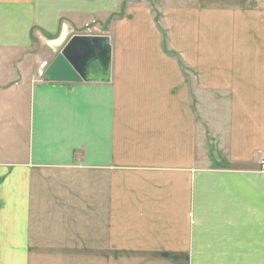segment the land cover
Listing matches in <instances>:
<instances>
[{"label":"crops","instance_id":"1","mask_svg":"<svg viewBox=\"0 0 264 264\" xmlns=\"http://www.w3.org/2000/svg\"><path fill=\"white\" fill-rule=\"evenodd\" d=\"M263 156L264 0H0V264H264Z\"/></svg>","mask_w":264,"mask_h":264},{"label":"water","instance_id":"2","mask_svg":"<svg viewBox=\"0 0 264 264\" xmlns=\"http://www.w3.org/2000/svg\"><path fill=\"white\" fill-rule=\"evenodd\" d=\"M111 46L106 36L75 35L64 45L44 72L49 82H110Z\"/></svg>","mask_w":264,"mask_h":264},{"label":"rangeland","instance_id":"3","mask_svg":"<svg viewBox=\"0 0 264 264\" xmlns=\"http://www.w3.org/2000/svg\"><path fill=\"white\" fill-rule=\"evenodd\" d=\"M134 1H139V0H134ZM155 1L157 2V0H155ZM70 31L71 32L69 33V36L70 35L72 36V29H70ZM103 31L104 30H102V28L100 26H98V24L96 22H92L91 24H85V25H83L82 29H80V30L77 31L78 32L77 35H96V34H102V33H104ZM47 44H48V42H46V46H48ZM230 45L231 44H229L227 42H224V47H229ZM63 46H62V48H63ZM62 48L61 47L58 48L57 50H55L54 53H51V54L49 53V55L46 57V58L49 57L48 61H52L55 58V56L60 53V51L62 50ZM45 52L48 54L47 48L45 49Z\"/></svg>","mask_w":264,"mask_h":264},{"label":"built area","instance_id":"4","mask_svg":"<svg viewBox=\"0 0 264 264\" xmlns=\"http://www.w3.org/2000/svg\"><path fill=\"white\" fill-rule=\"evenodd\" d=\"M259 165H260V171L264 172V156L259 161Z\"/></svg>","mask_w":264,"mask_h":264}]
</instances>
